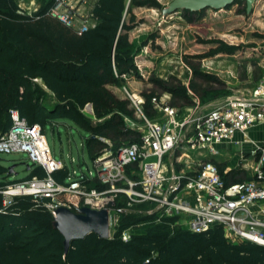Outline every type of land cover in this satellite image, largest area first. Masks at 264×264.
Masks as SVG:
<instances>
[{"label":"built area","instance_id":"obj_1","mask_svg":"<svg viewBox=\"0 0 264 264\" xmlns=\"http://www.w3.org/2000/svg\"><path fill=\"white\" fill-rule=\"evenodd\" d=\"M50 14L72 27L77 16L66 0H55ZM88 29L83 25L77 30ZM135 102L144 124L142 129L134 123L130 128L142 131L139 140L110 146L93 159L95 172L79 175L54 158L41 125L29 124L12 110L13 126L0 136V155L25 153L30 162L27 166L42 167L47 176L0 190L3 208L8 209L16 197L27 196L51 215L60 208L103 210L112 203L109 239L119 232L127 243L133 231L132 226L121 230L122 216L132 214L134 204L154 205L147 214L157 224L179 219L176 226H186L193 234L219 226L231 243L264 247V143H255L248 136L251 128L264 123V76L247 95L233 94L213 106L195 102L180 109L154 97V108L161 114L157 119L142 113L141 99ZM238 133L243 136L241 141H235ZM244 143L253 145L252 159L240 150L238 160L253 177L228 183L212 160L222 155L226 144ZM191 155L198 156L196 164ZM65 167L70 177L59 182L54 174ZM121 199L128 206L118 207Z\"/></svg>","mask_w":264,"mask_h":264},{"label":"trees","instance_id":"obj_2","mask_svg":"<svg viewBox=\"0 0 264 264\" xmlns=\"http://www.w3.org/2000/svg\"><path fill=\"white\" fill-rule=\"evenodd\" d=\"M136 2L130 0L128 5L127 0H101L103 23L80 33L50 14L55 0L32 16L22 13L15 0H0V74L15 77L21 90L13 102L7 99V105L44 131L59 120L73 122L90 134L85 147L93 159L99 155L100 137L139 139L141 133L125 130L119 117L120 113H128L125 101L108 88L126 67H133L125 55L132 29L125 16L128 6ZM35 76L44 80L60 104L45 111L39 107L31 111L28 81ZM134 98L139 99L137 95ZM88 105L97 118L110 117L93 124L81 113ZM3 113L1 110L2 133L13 126L10 114L2 124ZM45 116L47 122L43 123ZM30 170H38L39 175L32 173L27 180L47 176L42 167ZM222 175L228 181L229 175ZM54 177L64 182L70 177L69 168L56 172ZM16 182L0 181V190ZM139 221L125 216L121 230ZM177 230L174 235L151 231L129 243L91 234L74 241L66 254L64 237L54 229L50 212L31 196L15 199L4 209L0 194V264H264V247L231 243L222 227L201 234Z\"/></svg>","mask_w":264,"mask_h":264},{"label":"rangeland","instance_id":"obj_3","mask_svg":"<svg viewBox=\"0 0 264 264\" xmlns=\"http://www.w3.org/2000/svg\"><path fill=\"white\" fill-rule=\"evenodd\" d=\"M49 1L15 0L20 11L31 16ZM173 1L137 0L128 6L129 13L125 18L132 29L129 32L130 47L125 55L132 61L133 67L131 70L126 67L108 86L117 98L126 103L128 113L119 114L125 130L131 129L132 123L143 128L144 121L138 114L136 100L143 101L141 110L146 117L157 119L161 114L154 108V97L183 109L195 102H212L233 94L247 95L264 76L259 66L264 64V0H257L251 14L247 13L246 3L238 1L223 10L206 9L197 14L180 10L164 16V9ZM66 2L74 7L77 15L73 26L81 28L87 25L91 29L103 23L101 0ZM127 4L130 5V0H127ZM79 7L84 9L80 20L77 13ZM28 84L31 111L37 107L45 111L60 104L41 77H33ZM20 92L15 77L0 74V111L4 112L1 116L2 124L13 110L7 105V99L11 98L13 102ZM135 95L139 99L134 98ZM81 113L91 119L93 124L110 117L97 118L91 105L81 109ZM44 118L43 123H46V116ZM136 131L142 134L141 130ZM0 132L1 136L2 129ZM45 134L54 158L66 163L73 174L75 171L78 175L88 173L89 170L95 172L93 158L85 147L86 139L90 138L87 131L69 120H59L55 126L49 125ZM137 139L132 141L126 137H117L116 140H110L100 137L99 155L110 146L119 147ZM191 158L193 164L198 162L197 155H191ZM29 164L25 153L1 154L0 181H25L32 173L39 175L38 170H28ZM221 168L225 171L226 166ZM19 198L22 197L15 199ZM126 206L128 202L121 199L118 207ZM152 208L154 205L134 204L130 209L132 214L122 216V219L125 216L141 219L130 225L132 239L138 235H149L151 231L169 235H174L177 229L188 232L186 226H176L175 222L179 219L157 224L147 214ZM113 237L108 240H121L119 232Z\"/></svg>","mask_w":264,"mask_h":264},{"label":"water","instance_id":"obj_4","mask_svg":"<svg viewBox=\"0 0 264 264\" xmlns=\"http://www.w3.org/2000/svg\"><path fill=\"white\" fill-rule=\"evenodd\" d=\"M237 1L246 3L248 14L252 13L257 2V0H174L163 13L167 16L180 10L194 13L206 9L223 10ZM27 168L30 170V166ZM112 206L113 204L109 203L103 210L82 208L78 211L60 208L52 213L53 227L64 237L66 254L74 241H82L91 234L98 235L100 239H109V208Z\"/></svg>","mask_w":264,"mask_h":264},{"label":"crops","instance_id":"obj_5","mask_svg":"<svg viewBox=\"0 0 264 264\" xmlns=\"http://www.w3.org/2000/svg\"><path fill=\"white\" fill-rule=\"evenodd\" d=\"M79 14V20L83 17V13H84V9H82V7H79L78 12ZM76 30L79 29L77 27H75V25L73 26ZM95 28V27H94ZM264 63V62H263ZM260 66V73L263 72L264 74V64H259ZM251 72V71H250ZM263 77V76H262ZM229 97V96H228ZM227 99V98H226ZM226 99L224 98H220L217 99L215 101L212 102H206V103H202L203 105H209V106H213V105H217L223 101H225ZM249 139L255 143H264V123H261L259 125L254 126L253 128L250 129L249 131ZM243 138L242 134L238 133L235 136V141H241ZM223 151H222V155L220 157H217L215 159H213L220 171L228 176V183H233V182H242L240 179H242L243 177H245L243 179V181L245 180H249L253 177V172L250 170H245L241 167V163H239V158L237 153L242 150L244 151V153L246 154V157H250L249 159L251 160L252 157L250 156V152L253 149V145L251 143H244L242 145H235V144H226L225 146H223ZM226 166L225 171L222 170L221 167Z\"/></svg>","mask_w":264,"mask_h":264}]
</instances>
